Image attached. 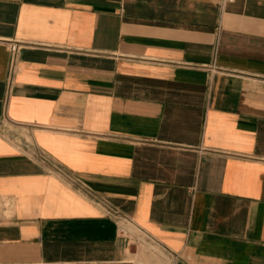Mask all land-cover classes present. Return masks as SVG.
<instances>
[{
  "label": "crops",
  "instance_id": "crops-1",
  "mask_svg": "<svg viewBox=\"0 0 264 264\" xmlns=\"http://www.w3.org/2000/svg\"><path fill=\"white\" fill-rule=\"evenodd\" d=\"M0 264H264V0H0Z\"/></svg>",
  "mask_w": 264,
  "mask_h": 264
},
{
  "label": "built area",
  "instance_id": "built-area-1",
  "mask_svg": "<svg viewBox=\"0 0 264 264\" xmlns=\"http://www.w3.org/2000/svg\"><path fill=\"white\" fill-rule=\"evenodd\" d=\"M232 1V0H228ZM10 53H11V59H10V73L13 74L15 70V63H16V54H17V43L11 42L10 43ZM115 217H116V222L118 224V231L121 236L127 237L130 236L132 230L130 229V224L128 223L129 221L126 218L121 217L118 213L116 212H111Z\"/></svg>",
  "mask_w": 264,
  "mask_h": 264
}]
</instances>
